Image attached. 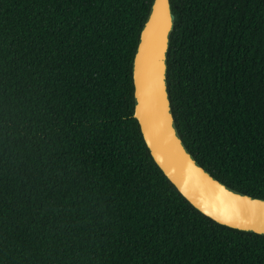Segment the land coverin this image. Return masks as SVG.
Instances as JSON below:
<instances>
[{"label": "trees", "instance_id": "trees-1", "mask_svg": "<svg viewBox=\"0 0 264 264\" xmlns=\"http://www.w3.org/2000/svg\"><path fill=\"white\" fill-rule=\"evenodd\" d=\"M153 0H0V264H264V234L197 209L134 116ZM179 134L264 198V0H170Z\"/></svg>", "mask_w": 264, "mask_h": 264}, {"label": "water", "instance_id": "water-1", "mask_svg": "<svg viewBox=\"0 0 264 264\" xmlns=\"http://www.w3.org/2000/svg\"><path fill=\"white\" fill-rule=\"evenodd\" d=\"M174 25L170 0H153L133 61L134 116L145 142L158 166L197 209L221 224L264 234V198L234 190L213 176L179 134L167 81Z\"/></svg>", "mask_w": 264, "mask_h": 264}]
</instances>
